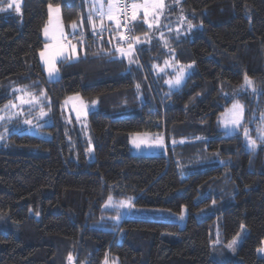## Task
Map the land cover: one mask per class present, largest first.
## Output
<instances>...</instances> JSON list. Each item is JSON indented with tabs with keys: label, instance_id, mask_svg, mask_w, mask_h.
Listing matches in <instances>:
<instances>
[{
	"label": "trees",
	"instance_id": "1",
	"mask_svg": "<svg viewBox=\"0 0 264 264\" xmlns=\"http://www.w3.org/2000/svg\"><path fill=\"white\" fill-rule=\"evenodd\" d=\"M171 1L169 18L178 17L184 31L167 49L148 35L142 14L130 18V35L139 37L131 42L136 67L117 51L129 41L113 21L101 27L93 0H21L19 16L0 12V107L20 88L43 94L53 120L43 127L48 139L9 134L11 145L31 153L0 148V264H70L69 255L71 264H264V139L249 151L240 132L217 130L232 101L243 106L241 129L264 118V0H181L178 8ZM51 4L64 30L75 24L70 37L82 42L79 56L58 61L59 77L49 81L38 53ZM172 56L194 71L170 91L161 81ZM71 95L98 106L86 115L91 161L75 123L63 124L60 106ZM154 131L163 133L165 154L129 152L128 135ZM199 137L204 161L215 162L181 177L176 150ZM129 198L136 208L184 207L185 223L114 222V206ZM213 204L219 210L198 220ZM215 220L223 243L245 228L236 260L211 258Z\"/></svg>",
	"mask_w": 264,
	"mask_h": 264
},
{
	"label": "rangeland",
	"instance_id": "2",
	"mask_svg": "<svg viewBox=\"0 0 264 264\" xmlns=\"http://www.w3.org/2000/svg\"><path fill=\"white\" fill-rule=\"evenodd\" d=\"M181 0H172L171 3L176 8L179 7ZM10 0H0L1 6L6 7V4ZM21 5V0H16ZM97 8L100 5L97 3V0H93ZM140 3H143L141 0ZM165 7L163 9H158L156 15H150L148 20L152 23V27H149L146 23L147 28L149 29V36L161 45V48L167 49V40L169 41L172 38L179 36L181 31H184L183 22L178 19V17H171L168 14L170 7L166 4L164 0ZM52 5V4H51ZM53 8H59L58 5H52ZM106 8V9H105ZM104 11H107L105 6ZM142 11V10H141ZM9 15L19 16L20 12L15 11V7L3 11ZM143 15V11H142ZM52 17V23H49V17ZM58 18V20H57ZM144 18V16H143ZM57 23L59 26L57 27ZM45 27L49 29V35L46 36L44 33ZM63 32V37L60 36V31ZM73 27H70L68 31H65L61 21L60 8L59 13L49 11V5L47 6V20L42 28L41 36L45 41L43 48L38 53L39 62L42 66L44 75L47 80H56L59 77V71L57 68V62L63 59H75L79 56V43L82 40L71 38V34L78 33V30H75ZM73 31V32H72ZM53 34H55L56 39L54 40ZM59 41L65 45L63 55L57 56L55 63V71L50 76L49 75V65L45 63V58L41 57V52L46 51L45 46L48 45L49 49ZM71 45H75V52L73 53ZM123 49L126 53L130 52V55H124L127 62L132 66H139L137 60V55L133 54V48L129 49V44L117 46V49ZM69 55H67L66 51ZM119 52V51H118ZM121 55V53L119 52ZM123 56V55H121ZM169 57H167L168 59ZM168 61V60H167ZM165 69L163 74L165 77L162 79V83L166 86L167 90H175L179 88L183 80L187 75L194 71V66L192 63L185 65H179L177 62L173 61V56L170 59V63L163 61L162 70ZM183 69V78L180 84H175V78L180 70ZM172 82V83H169ZM15 97L13 100L7 102L5 105L0 107V148H2L7 153H20L27 154L31 153L25 148H17L11 145L8 136L10 133L17 134H29L34 135L40 138L48 139L50 138V133L47 130H44L43 127H48L53 124V120L49 116V111L46 108L48 99L45 98L43 94L41 95H32L20 88L14 89ZM141 97V95H139ZM20 97L27 102L21 103ZM94 101H88L82 99L78 95L68 96L61 103V117L63 119V124L66 126L70 125L71 122H74L78 132L81 135L82 143L84 144L85 157L87 161L93 159V151L91 146V140L87 128L86 115L92 110H97V103ZM234 104H239L237 101H232L219 115L217 118V130L221 132L222 136H227L233 134L234 132H240L243 144L246 150H253L256 148V140H262L261 131H264V118L260 120V124L252 123L249 127H243L241 129V123L239 125H234L231 123V114L230 110L233 108ZM15 105V107H12ZM79 112V115L77 113ZM116 112V113H115ZM113 116H124L119 114V111L115 110ZM125 114V113H124ZM71 119H73L71 121ZM30 121V123H26ZM248 130V136H245L244 130ZM66 130V128H65ZM67 131V130H66ZM147 133V135H144ZM158 139H162L163 146H157ZM70 141V139H68ZM135 141V143H134ZM250 141H255V147H252ZM136 143H139L140 146L136 147ZM128 144L129 152L133 155H159L165 154V144L163 133L159 131L154 132H141L128 135ZM205 150V138L199 137L196 142L192 145H184L179 147L177 151L176 162L177 169L181 177L196 172L202 169L207 168L214 164V157L209 158V163L204 160L207 156L204 155ZM176 153V152H175ZM121 203H128L126 200L121 201L120 203L114 206V214L111 218L114 222L120 220V218L127 216L132 219H141V220H152V221H167L175 222L182 227L185 223L186 210L181 208L180 212L172 213L168 210L158 209V208H136V207H120ZM106 205H108L106 207ZM110 206L109 200L104 205L105 208ZM220 208V205L213 204L211 207L205 210H200L197 214V219L200 220L206 216L215 214ZM246 234L245 228L242 226L239 229L237 235L228 243H223L220 239V227L219 222L215 220L214 228L212 231V239L209 242L210 256L217 262H223L225 260H236V251L240 246L244 236ZM231 246V247H230ZM263 251H259V255Z\"/></svg>",
	"mask_w": 264,
	"mask_h": 264
},
{
	"label": "snow or ice",
	"instance_id": "3",
	"mask_svg": "<svg viewBox=\"0 0 264 264\" xmlns=\"http://www.w3.org/2000/svg\"><path fill=\"white\" fill-rule=\"evenodd\" d=\"M97 3L100 5L98 11H99V16H100V21H101V27H103V20L105 18H107L109 21H113L116 24L117 28L121 27V23L120 20L117 16V13H123L126 17L127 14L130 10L131 12V20H136L138 18V15L140 13V11H143V16H144V23H147L149 27H152V23L149 22L148 17L150 15L155 16L156 15V11L158 9H163L165 7L164 4V0H143V3H136L133 2L131 3V5L128 4H124L123 6H121V4L119 3V0H107V11H104L105 8V3L104 0H97ZM15 7V11L16 12H20V4L18 2H16V0H10V2H8L6 4V7L4 6H0V12L3 11H7L8 9H11ZM49 11L50 13L52 12H56L59 13V8H53L52 5H49ZM58 20V18H57ZM49 23H52V17H49ZM59 26V24L57 23V27ZM73 28L76 27L75 24L72 25ZM93 27L95 28V23L93 22ZM44 33L46 36L49 35V29L48 27H45L44 29ZM60 36L63 37V32L62 30L60 31ZM54 40L56 39L55 34H53L52 37ZM120 39L122 40H128L129 41V49H131L132 44H131V40L135 39L137 40V42H139V37H129V36H125V35H121ZM46 51L41 52V57L45 58V63L49 65V75L51 76L54 71H55V59L57 56L63 55L64 53V48L65 45L63 43H60L59 41H57L56 44H54L51 49H49V46L46 45L45 46ZM72 51L73 53L75 52V45H71ZM117 51H119L121 53V55H130L129 53H126L123 49L118 48ZM183 78V69L180 70V72L177 74L174 83L175 84H180L181 80ZM245 84L249 87H253V82L247 77L245 76ZM172 83V82H169ZM139 87V86H137ZM253 90L254 87H253ZM21 103H25L27 101H25L23 99V97H20ZM95 103V101L93 102ZM12 107H15V105H12ZM230 114H231V123L234 125H239L241 123L242 117H243V106L239 105V104H234L233 108L230 110ZM77 115H79V112L77 113ZM26 123H30V121H26ZM245 136H248V130L245 129ZM144 135H147V133H145ZM261 136L262 138H264V131H261ZM135 143V141H134ZM250 144L252 147H255V141H250ZM140 144L136 143V147H139ZM157 146L162 147L163 146V141L162 139H158L157 142ZM109 201H111V197H109ZM108 205H106L107 207ZM120 207H131V198H129L128 203H121L119 205ZM231 247V246H230ZM72 257L71 255H69L68 260L71 264L72 261ZM105 264H108L107 259L105 260Z\"/></svg>",
	"mask_w": 264,
	"mask_h": 264
},
{
	"label": "built area",
	"instance_id": "4",
	"mask_svg": "<svg viewBox=\"0 0 264 264\" xmlns=\"http://www.w3.org/2000/svg\"><path fill=\"white\" fill-rule=\"evenodd\" d=\"M119 3L121 4V6H123L124 4L131 5L129 3V0H119ZM117 16H118V18L120 20V23H121L120 30L122 31L121 33H123L121 35L132 37L130 35V26H131V20H130L131 12H130V10H129L128 14H127V17L123 13H117ZM131 42H133V44H134L135 40L132 39Z\"/></svg>",
	"mask_w": 264,
	"mask_h": 264
},
{
	"label": "crops",
	"instance_id": "5",
	"mask_svg": "<svg viewBox=\"0 0 264 264\" xmlns=\"http://www.w3.org/2000/svg\"><path fill=\"white\" fill-rule=\"evenodd\" d=\"M104 3H105V6H106V4H107V0H104ZM106 9V8H105ZM140 14H142V11H140ZM139 16V15H138ZM66 51V53H67V55H69L68 54V52H67V50H65Z\"/></svg>",
	"mask_w": 264,
	"mask_h": 264
}]
</instances>
